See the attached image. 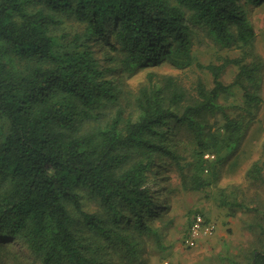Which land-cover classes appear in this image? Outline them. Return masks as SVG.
I'll use <instances>...</instances> for the list:
<instances>
[{"label":"trees","instance_id":"trees-1","mask_svg":"<svg viewBox=\"0 0 264 264\" xmlns=\"http://www.w3.org/2000/svg\"><path fill=\"white\" fill-rule=\"evenodd\" d=\"M263 2L0 0V264H143L145 236L163 247L152 224L164 215L159 192L168 191L164 180L155 184L162 175L157 157L180 163L171 136L184 129L196 157L184 186L200 190L214 182L215 175H204L206 151L220 161L252 120L231 117L221 95L240 87L250 116L262 101L264 60L254 51L244 5ZM65 19L71 29L58 30ZM195 27L221 44L240 42L252 59L207 65L214 86L200 84L195 102L183 106L184 93H168L173 82L150 81L136 96L135 117L118 108L96 124L120 97L118 75L166 60L193 64ZM229 63L239 70L226 84ZM218 112L225 122L214 132L209 117ZM248 173L264 182L257 162ZM84 195L96 198L99 209L86 210ZM80 221L86 228L78 230ZM257 227L264 236V224ZM6 241L22 243L35 258L22 260ZM248 264H264V249L252 251Z\"/></svg>","mask_w":264,"mask_h":264},{"label":"rangeland","instance_id":"rangeland-1","mask_svg":"<svg viewBox=\"0 0 264 264\" xmlns=\"http://www.w3.org/2000/svg\"><path fill=\"white\" fill-rule=\"evenodd\" d=\"M244 9L255 29L254 51L264 60V2L247 3ZM70 26V20H66L58 30L62 27L71 29ZM193 41L192 51L195 59L190 66L177 67L166 60L156 66H141L132 74L118 75L116 79L122 89L120 97L116 103L101 111L96 124L110 119L118 108L126 109L127 114L135 117L136 96L139 89L150 81L162 85L173 82L174 86L168 89V93L175 90L184 93L185 98L180 104L183 106L188 102H195L200 84L207 88L214 86V76L207 65L222 64L243 56L246 60L252 59L251 54H246V49L241 48L240 42L221 44L202 27H195ZM102 55L103 53L100 54ZM238 70L237 64L229 63L222 73L223 81L226 84L231 83ZM262 71L263 81L259 90L262 101L254 116H250L244 108L245 98L240 87L235 86L220 97V103L227 106L231 117H251L252 120L235 150L225 149L221 155L222 159L218 162L217 158L210 157L204 175L216 176L211 185L200 190L187 189L184 186L185 180L191 178L193 169L190 163L195 162L196 157L190 133L184 129H174L171 140L173 143H179L182 153L180 163L177 165L174 161L157 157L162 162L157 172L162 175L156 176L158 180L155 184L164 180L168 191L159 192V202L163 205L160 213L164 215L154 217L152 224L159 229L163 247H160L155 239L145 236L143 264H231L234 260L248 264L252 251L264 249V236L257 227L264 224V182L251 179L248 173L257 162L262 166L264 174V66ZM175 109L179 111L181 107L175 106ZM224 122L222 112L212 114L209 117V128L217 132L222 129ZM183 176H186V179ZM234 201L246 207L234 206ZM84 206L86 210L95 211L99 209L100 203L96 198L84 195ZM233 207L237 211L231 215ZM197 213L213 220L216 228L214 234L200 236L196 245L189 247L184 239ZM80 222L77 225L78 230L86 228L84 223ZM6 242L13 245L22 260L24 257L29 260L35 258L22 243Z\"/></svg>","mask_w":264,"mask_h":264},{"label":"built area","instance_id":"built-area-1","mask_svg":"<svg viewBox=\"0 0 264 264\" xmlns=\"http://www.w3.org/2000/svg\"><path fill=\"white\" fill-rule=\"evenodd\" d=\"M208 158H214L215 155L212 153L205 154ZM216 223L213 220L206 219L201 213H197L193 219L188 234L186 235L184 242L187 246L191 247L196 245V240L200 236H210L214 234Z\"/></svg>","mask_w":264,"mask_h":264}]
</instances>
